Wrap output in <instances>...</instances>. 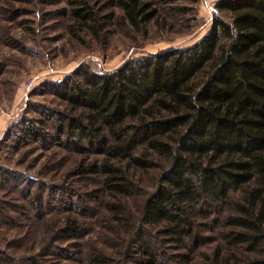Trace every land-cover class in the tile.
Masks as SVG:
<instances>
[{"label":"trees","instance_id":"trees-1","mask_svg":"<svg viewBox=\"0 0 264 264\" xmlns=\"http://www.w3.org/2000/svg\"><path fill=\"white\" fill-rule=\"evenodd\" d=\"M110 1L134 34L145 33L158 16L150 0ZM158 1L171 5L179 0ZM69 5L71 19L94 39L114 17L99 15L84 0ZM53 85L69 113L56 112L54 124H47L51 132L29 123L13 134L14 145L53 144L68 153L102 155L80 163L75 176L99 184L85 194L92 201L113 198L106 209L118 236L127 224L120 202L141 193L128 170H149L147 153L168 160L158 185L131 217L126 232L131 238L121 258L109 262L92 254L86 258L89 264H193L205 242L214 246L202 264H264V0H219L208 32L196 43L128 58L109 72L83 64ZM0 177L22 197L19 206L0 201V218L6 209L16 213L8 222L0 220V226L20 228L21 219L30 229L57 210L54 204L65 205L45 186L33 192V183L20 175L0 168ZM68 205L76 216L88 210ZM56 229L42 251L65 264H80L52 243L82 237L77 218ZM172 244L178 252L169 254ZM39 257L0 250V264H40Z\"/></svg>","mask_w":264,"mask_h":264},{"label":"rangeland","instance_id":"rangeland-1","mask_svg":"<svg viewBox=\"0 0 264 264\" xmlns=\"http://www.w3.org/2000/svg\"><path fill=\"white\" fill-rule=\"evenodd\" d=\"M69 1L0 0V168L22 176L27 183L32 182L33 192L42 186L50 193L56 191L65 204H54L51 208L57 210H51L43 221L36 222L30 229L20 218L17 223L20 228L0 226V250L15 256L39 253L40 264H65V259L51 258L53 255L46 256L50 253L42 250L51 244L53 230L60 228L64 220L77 218L84 235L70 241L58 239L52 242L54 246L65 248L68 255H73L80 264H89L86 258L92 254L116 262L127 246L126 240L131 238L126 233L133 223L131 217L138 213L146 194L158 185L168 160L147 153L152 164L149 170H128L129 179L141 193L120 202L127 214V218L123 216L127 224L118 236L113 217L106 209L107 203L113 204V198L107 196L103 204L92 201L85 194L99 188V184L93 186L75 176L80 163L86 165L95 159L100 160L102 155L68 153L53 144L44 148L35 143L17 146L13 134H20L29 123L48 132L47 124H54L56 112L69 113L64 102L53 94L52 87L80 65H88L96 72H109L128 58L196 43L208 32L219 0H199L196 4L179 0L171 5L150 0L155 4L158 16L143 34L128 30L120 19V11L110 0H84L101 16L114 14L99 39H94L86 27L71 19ZM27 83H30L29 89H26ZM39 122H45L44 127ZM9 134L11 136L7 138ZM13 185L0 177L3 205L7 202L21 205V194ZM69 202L79 204L81 212L83 208L88 210L76 216L68 209ZM2 213L0 220L4 223L8 218L16 217V213L8 209ZM21 236L29 238L22 244L18 241V244H12ZM213 246L214 242H205L195 252L193 264H202L204 255L211 253ZM170 247L169 254L178 252L173 244ZM72 262L75 261L70 264H76Z\"/></svg>","mask_w":264,"mask_h":264},{"label":"built area","instance_id":"built-area-1","mask_svg":"<svg viewBox=\"0 0 264 264\" xmlns=\"http://www.w3.org/2000/svg\"><path fill=\"white\" fill-rule=\"evenodd\" d=\"M29 87H30V83H27L26 84V89H29Z\"/></svg>","mask_w":264,"mask_h":264}]
</instances>
